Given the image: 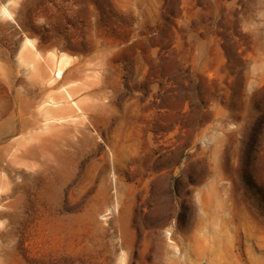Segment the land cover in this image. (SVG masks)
Listing matches in <instances>:
<instances>
[{"label": "rangeland", "instance_id": "374dc122", "mask_svg": "<svg viewBox=\"0 0 264 264\" xmlns=\"http://www.w3.org/2000/svg\"><path fill=\"white\" fill-rule=\"evenodd\" d=\"M0 264H264V0H0Z\"/></svg>", "mask_w": 264, "mask_h": 264}, {"label": "bare ground", "instance_id": "6f19581e", "mask_svg": "<svg viewBox=\"0 0 264 264\" xmlns=\"http://www.w3.org/2000/svg\"><path fill=\"white\" fill-rule=\"evenodd\" d=\"M3 11L5 12V13H7V15H10L9 13H8V11L5 9V8H3ZM25 40H26V42H28L30 45H33L32 44V42L29 40V39H27V37H25ZM59 58H60V60L63 58L62 56H59ZM58 58V59H59ZM67 61L65 60V63H66ZM53 74H54V76H55V78H57V79H61L62 78V75H63V66H56V68L54 69V71H53ZM17 114H18V118L21 120V121H23V123H25V120L27 119V117H24V114H25V111L24 110H21V109H18L17 110ZM57 120H60V119H62V118H56ZM29 142V141H28ZM27 145H21V147H19V155L20 156H27V155H29L30 153H32V149L36 146H38V145H36V144H34V145H31V143H26ZM35 147V148H36ZM86 156H84V157H82V158H80L79 159V161H78V164H80V165H83L84 164V162H85V160H86ZM58 163V162H57ZM56 163V164H57ZM79 165V166H80ZM65 166H66V164H65ZM61 167H63V166H61L60 165V168ZM82 167V166H81ZM66 168V167H65ZM19 176L20 175H18V174H14V176H12V177H8L11 181H13L14 180V182H18L19 180L22 182V179L20 178L19 179ZM75 177V176H74ZM73 177V178H74ZM74 180V179H73ZM71 182V181H70ZM73 182V181H72ZM67 185V184H66Z\"/></svg>", "mask_w": 264, "mask_h": 264}]
</instances>
